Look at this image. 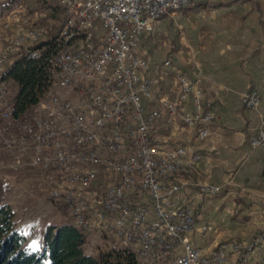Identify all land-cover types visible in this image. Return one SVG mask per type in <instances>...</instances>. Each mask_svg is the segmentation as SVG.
Segmentation results:
<instances>
[{"label": "built area", "instance_id": "built-area-1", "mask_svg": "<svg viewBox=\"0 0 264 264\" xmlns=\"http://www.w3.org/2000/svg\"><path fill=\"white\" fill-rule=\"evenodd\" d=\"M58 4L63 11L58 27L44 16L34 19L22 6L0 13V27L10 34L9 44L0 48V152L7 154L6 167L46 176L51 197L67 207L76 226L113 238L138 264H264V229L251 239L220 242L209 252L193 242L194 232L210 227L198 228L195 210L178 201V179L203 156L153 135L159 120L178 118L196 130L197 140L210 136L214 115L206 109L202 79L171 60L156 78L139 52L166 15L194 7L196 0ZM21 57L44 59L51 80L24 122L12 116L15 83L3 78ZM168 76L177 99L163 96L160 108L150 111L149 103L162 91L159 79ZM244 104L258 108L259 94L248 92ZM250 145L264 148L263 128ZM102 172L112 183L98 195L93 190ZM200 192L215 196L221 188L203 185Z\"/></svg>", "mask_w": 264, "mask_h": 264}, {"label": "crops", "instance_id": "crops-1", "mask_svg": "<svg viewBox=\"0 0 264 264\" xmlns=\"http://www.w3.org/2000/svg\"><path fill=\"white\" fill-rule=\"evenodd\" d=\"M146 42L139 52L149 60V75L159 78L171 60L200 77L206 109L214 115L204 141L178 118L159 120L153 129L167 145L187 146L203 156L178 179V201L195 210L198 228L210 227L194 232L193 242L209 252L220 242L255 237L264 229V148H253L250 138L264 129V0H196L194 7L166 15L141 45ZM159 88L150 111L160 108L163 96L177 99L173 77L159 79ZM251 91L259 94L258 108L244 104ZM203 185L221 192L205 196Z\"/></svg>", "mask_w": 264, "mask_h": 264}, {"label": "trees", "instance_id": "trees-1", "mask_svg": "<svg viewBox=\"0 0 264 264\" xmlns=\"http://www.w3.org/2000/svg\"><path fill=\"white\" fill-rule=\"evenodd\" d=\"M5 10L0 7V13ZM3 78L17 86L12 116L21 122L29 118L51 88L44 59L18 58ZM84 231L72 221L49 227L41 247L34 251L27 246V237L17 229L14 211L0 200V264H138L136 255L127 249L99 250L95 256L87 255Z\"/></svg>", "mask_w": 264, "mask_h": 264}, {"label": "rangeland", "instance_id": "rangeland-1", "mask_svg": "<svg viewBox=\"0 0 264 264\" xmlns=\"http://www.w3.org/2000/svg\"><path fill=\"white\" fill-rule=\"evenodd\" d=\"M14 2V5L12 3ZM22 6L25 13L33 15L34 19L46 17L58 27L63 20V11L58 0H0V7L9 10ZM35 15H38L35 17ZM38 18V19H37ZM48 24V25H49ZM0 27V48L9 44L10 34ZM143 49L148 43L141 45ZM185 72V71H184ZM15 89L17 86L15 84ZM7 154L0 152V200L15 213L17 229L28 239L27 246L37 251L43 243L44 233L49 227L62 226L71 222L67 207L51 197V186L46 176L31 170L14 171L6 167ZM112 181L104 172L97 177L94 193L101 195ZM87 237L86 254L95 256L101 251L118 248L113 238L99 232L84 231Z\"/></svg>", "mask_w": 264, "mask_h": 264}]
</instances>
